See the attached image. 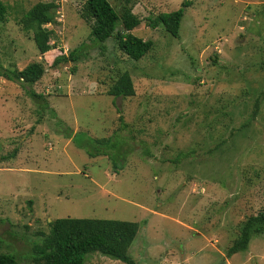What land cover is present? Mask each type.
Wrapping results in <instances>:
<instances>
[{"label":"rangeland","instance_id":"374dc122","mask_svg":"<svg viewBox=\"0 0 264 264\" xmlns=\"http://www.w3.org/2000/svg\"><path fill=\"white\" fill-rule=\"evenodd\" d=\"M1 1L0 65L42 63L45 74L33 87L0 75V254L33 264L49 224L71 218L138 223L137 264H264V223L227 257L264 213V0H187L179 38L149 21L185 0H109L154 43L139 61L113 39L105 51L92 43L87 0ZM41 2L56 5L46 55L26 20ZM86 46L78 63L53 65ZM124 71L136 95L109 96ZM86 264L124 263L91 253Z\"/></svg>","mask_w":264,"mask_h":264},{"label":"trees","instance_id":"16d2710c","mask_svg":"<svg viewBox=\"0 0 264 264\" xmlns=\"http://www.w3.org/2000/svg\"><path fill=\"white\" fill-rule=\"evenodd\" d=\"M191 5L185 0L177 11L163 13L150 19L153 29L163 27L174 38L180 37V28L185 10ZM54 2H41L35 5L26 15L28 29L33 30L34 42L41 55L49 54L53 48L51 44L53 32L45 26L52 21L51 11L55 9ZM8 9L0 0V21L6 20ZM81 18L91 28L93 44L106 50V42L113 39L118 48L134 61L141 60L153 48L152 41L133 35V31L141 26L142 19L131 8H125L119 13L109 0H87L80 10ZM87 46L75 49L69 54H62L55 58L53 65L78 63ZM76 68H73V72ZM45 74L42 63L29 65L24 70H8L0 65V75L10 81L20 82L23 86L33 87ZM28 95L34 100H45L32 88L27 89ZM108 95L115 98H129L136 95L133 79L128 71L120 72ZM259 112V105L255 106L253 119ZM122 120V117L120 118ZM71 137V136H69ZM72 138V137H71ZM106 139L96 140L98 145L104 146ZM264 223V213L250 217L241 228V236L228 250L227 257L248 250L252 226ZM50 234L47 247L43 252L34 254L33 264H86V257L91 253H100L124 264H137L129 255V249L135 241L140 225L138 223L119 220L93 219H57L49 224ZM0 264H18L14 254H0Z\"/></svg>","mask_w":264,"mask_h":264},{"label":"water","instance_id":"95a60500","mask_svg":"<svg viewBox=\"0 0 264 264\" xmlns=\"http://www.w3.org/2000/svg\"><path fill=\"white\" fill-rule=\"evenodd\" d=\"M28 222V220H27V218L25 219V223H27Z\"/></svg>","mask_w":264,"mask_h":264}]
</instances>
